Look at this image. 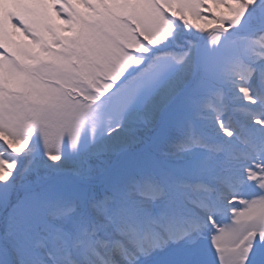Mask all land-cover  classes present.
<instances>
[{
	"label": "snow or ice",
	"instance_id": "obj_1",
	"mask_svg": "<svg viewBox=\"0 0 264 264\" xmlns=\"http://www.w3.org/2000/svg\"><path fill=\"white\" fill-rule=\"evenodd\" d=\"M0 264H264V0H0Z\"/></svg>",
	"mask_w": 264,
	"mask_h": 264
}]
</instances>
